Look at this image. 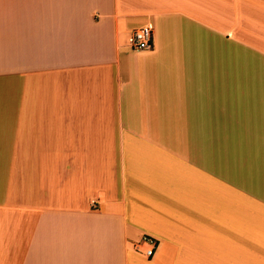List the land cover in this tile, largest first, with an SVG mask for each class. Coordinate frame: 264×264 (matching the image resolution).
Here are the masks:
<instances>
[{
	"label": "crops",
	"instance_id": "obj_1",
	"mask_svg": "<svg viewBox=\"0 0 264 264\" xmlns=\"http://www.w3.org/2000/svg\"><path fill=\"white\" fill-rule=\"evenodd\" d=\"M0 264H264V0H0Z\"/></svg>",
	"mask_w": 264,
	"mask_h": 264
},
{
	"label": "built area",
	"instance_id": "obj_2",
	"mask_svg": "<svg viewBox=\"0 0 264 264\" xmlns=\"http://www.w3.org/2000/svg\"><path fill=\"white\" fill-rule=\"evenodd\" d=\"M128 43L133 50H151L154 48L153 29L151 25L144 24L132 31ZM158 241L155 237L145 234L141 240L135 243V248L147 257H152Z\"/></svg>",
	"mask_w": 264,
	"mask_h": 264
},
{
	"label": "rangeland",
	"instance_id": "obj_3",
	"mask_svg": "<svg viewBox=\"0 0 264 264\" xmlns=\"http://www.w3.org/2000/svg\"><path fill=\"white\" fill-rule=\"evenodd\" d=\"M126 41H128V38H127V36H126Z\"/></svg>",
	"mask_w": 264,
	"mask_h": 264
}]
</instances>
